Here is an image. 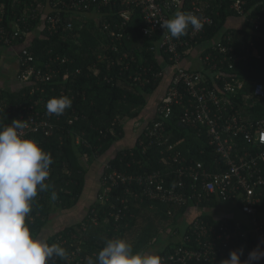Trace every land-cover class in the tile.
<instances>
[{"label": "trees", "instance_id": "obj_1", "mask_svg": "<svg viewBox=\"0 0 264 264\" xmlns=\"http://www.w3.org/2000/svg\"><path fill=\"white\" fill-rule=\"evenodd\" d=\"M193 1L202 6L208 3L209 8L205 11L214 19L213 24L207 26L201 34L199 41L230 35V41L240 53L248 54L232 71L245 80L244 87L236 97L240 103L255 101L250 109L259 114L264 113V97L254 93L256 83L264 85V0H247L245 16L238 15L230 8L233 0H184V7L189 8ZM32 3L39 6L41 12H33ZM126 11H131V18L122 26V13ZM87 13L97 17L92 19L89 27L80 28L76 17L84 15L86 18ZM259 16L263 24L255 28L250 18ZM54 17H60L55 26L50 21ZM234 22L240 26H235ZM144 24L140 9L124 0H98L89 9L83 6L76 8L72 0H0V26L3 25L8 31H12L15 26L25 32L29 31L26 45L35 54V67L42 68L51 64L58 70L51 80L39 84L44 88L43 91L37 89L34 82L20 83L13 88L0 87V99L18 106L11 112L0 111V127L4 123L11 124V120L17 119L21 110L25 111V107L35 100H41L37 105L41 111L47 110L46 104L53 97L68 96L72 100V106L62 115H51L56 125L51 135L43 131L28 135L37 139L53 158L50 175L45 181L47 188L38 191L28 219L31 231L38 237L56 211L73 209L80 202L89 174L87 165L93 164L97 158L105 159L114 144L124 138L126 123L139 121L148 96L162 83L164 85L165 79L171 76L172 80V71L167 78L166 72L162 76L157 75L164 69V59L169 60L150 49L158 36L151 37L144 33ZM252 38L254 46L247 53L246 48ZM1 48L0 58L6 47ZM183 54L187 56L189 52ZM65 57L67 60L62 62ZM207 79L221 85L216 77L209 76ZM143 121L146 125L134 145L119 149L103 164L99 194L82 220L46 239L49 244H57L66 252V259L54 258L53 264H67L70 259L73 264H87L89 259H95L107 240L116 238L132 242L134 252L149 251L155 245L161 229L177 222L189 208L210 209L219 205L220 201L216 198L198 202L191 197L186 204L160 202L142 194L143 186H139L136 180L131 182L129 191L126 185L118 184L104 192V178L112 169L129 175L160 171L167 176L168 184L177 181L173 173L177 164L170 160L169 154L164 153L160 146L144 141V130L152 119ZM167 128L173 135L172 142L179 143L185 156L203 162L213 172L228 170V165L210 144L209 138L182 126L176 111L167 122ZM241 148L256 149V145L244 142ZM259 191L262 193L259 211L264 215V186ZM196 217L211 224L219 223L224 218L234 220L232 217L205 212ZM192 222L188 220L182 227V239L166 243L165 248L158 253L162 259L183 244L182 240L189 234ZM240 244L239 249H244L241 259H245L257 247L252 237ZM221 246V241H218L215 256L203 264H220L227 258L229 248L218 252L217 248ZM163 264L168 263L163 261ZM257 264H261V260Z\"/></svg>", "mask_w": 264, "mask_h": 264}, {"label": "built area", "instance_id": "obj_2", "mask_svg": "<svg viewBox=\"0 0 264 264\" xmlns=\"http://www.w3.org/2000/svg\"><path fill=\"white\" fill-rule=\"evenodd\" d=\"M72 1L75 2L76 8L83 6L85 9L98 2V0ZM107 1L103 0V2ZM124 1L140 9L145 23L142 31L151 37L158 36L150 49L169 60L165 62L163 71L157 75L162 76L167 66L172 68V80L166 95L156 108L155 116L144 130V141L147 140L150 145L160 146L164 153L169 154L170 160L177 164L173 173L178 179L174 184H168L167 176L160 171L129 175L112 169L104 178L106 185L104 192H108L110 186L118 184L126 185L129 191L131 182L136 180L139 186H143L142 194H147L160 202L186 204L193 197L198 202L216 198L220 202L232 203L237 207L239 205L238 209L246 216L245 221L224 218L219 223L211 224L199 217L194 218L189 234L182 240L183 244L163 258L168 264H193V262L203 264L205 261H210L216 254L215 246L218 241L223 245L217 248L218 252L225 248H229L230 252L234 249L238 250L240 243L251 237L257 245H261L264 242V215L259 211L262 196L259 189L264 186V116L254 121L245 119L242 112L244 105L236 97L244 87L245 80L241 79L237 72H232L248 54L240 53L230 41V35L225 38L199 41L207 26H211L214 22L213 17L205 11L209 8L208 3L202 6L193 1L189 8H185L184 0ZM246 2L247 0H233L230 8L238 15L245 16ZM31 8L33 12H41L40 7L35 6L34 3L31 4ZM178 11L196 14L201 18L203 27L196 30L189 26L186 35L180 38L171 37L161 28L160 22L171 18ZM122 17L123 26L130 20L131 11L123 12ZM59 18L54 17L50 21L55 26L60 21ZM250 20L255 28L263 24L260 16ZM0 33L2 34L0 43L3 45L0 44V48L11 47L17 50L19 82L22 84L34 82L37 84V89L43 91L44 88L39 84L51 80L58 70L51 64L42 68L35 67L33 64L35 54L26 45L30 32H25L16 26L12 31H8L1 25ZM253 46L252 38L246 52H251ZM197 47L200 48L201 67L192 68L184 65L183 61L187 56L183 52L191 53ZM65 60L66 57L62 62ZM209 76L216 77L221 85L215 80L207 79ZM254 93L258 97H264V85L256 83ZM40 101L38 99L27 105L25 111L21 110L18 116L19 119H24L27 125L23 130L26 136L38 131L51 135L54 131L56 125L51 120L52 114L47 110L37 109ZM17 107L0 99L1 112H11ZM175 111L179 114V123L182 126L192 128L198 135H206L209 138L210 144L228 165L227 171L208 170L203 162L185 156L178 142H172L173 135L168 132L167 122ZM8 125L10 124L4 123L2 127ZM244 142L253 143L256 149L241 148ZM136 195L138 196L137 193ZM83 227L85 228L84 225ZM67 264H73L72 259ZM261 264H264V259L261 260Z\"/></svg>", "mask_w": 264, "mask_h": 264}, {"label": "clouds", "instance_id": "obj_3", "mask_svg": "<svg viewBox=\"0 0 264 264\" xmlns=\"http://www.w3.org/2000/svg\"><path fill=\"white\" fill-rule=\"evenodd\" d=\"M160 26L173 38L186 35L189 26L203 27L199 16L183 11ZM71 106L68 96L53 97L46 104L47 112L57 116ZM11 121L0 127V264H53L54 258L66 259L65 249L39 238L28 224L34 198L47 188L53 158L37 139L24 134V119ZM243 256V248L234 249L220 264H257L264 259V242ZM87 264H163V259L154 252H134L129 240L116 238L107 240Z\"/></svg>", "mask_w": 264, "mask_h": 264}, {"label": "crops", "instance_id": "obj_4", "mask_svg": "<svg viewBox=\"0 0 264 264\" xmlns=\"http://www.w3.org/2000/svg\"><path fill=\"white\" fill-rule=\"evenodd\" d=\"M231 22V21H230ZM234 25H237L238 24V22H234L233 23ZM237 26H240V24L239 25H237ZM200 48L199 47H197L193 52H191V53H189V55H187V57H186V59L183 61V63H184V65H186V66H189V67H192V68H200L201 67V65H202V62H201V59H200V50H199ZM171 67V66H170ZM12 71V72H11ZM171 71H172V68H171ZM13 72H16V75H17V72H19V62H18V58H17V50L16 49H14V48H11V47H9V48H5V49H3L2 50V54H1V58H0V78L1 79H3L4 78V82H2V84H0V87H4V88H7V84H8V82H9V79H7L8 77H10L9 75H12V73ZM171 75V73L169 74V76ZM168 76V77H169ZM171 77V76H170ZM170 77L167 79V81L164 83V85H162V88H163V90H162V92H161V94H160V100H162V98H163V96H164V94H165V92L164 91H166V88H167V84H168V82L170 81ZM13 81H15V80H13ZM21 82H19V81H17V85L16 84H14V86L13 87H16V86H18L19 84H20ZM12 87V88H13ZM164 93V94H163ZM163 95V96H162ZM159 100V101H160ZM255 101H251V102H249V103H243V107H242V112H243V114H244V116H245V119L247 120V121H250V120H252V121H254V120H257L258 118H260V117H263L264 116V113H262V114H259V112H257V111H254V109H250L251 107H253L254 105H255ZM156 107H157V105H155V107H154V109H152V110H150L149 112L150 113H147V115L149 116V117H147L148 118V120H150V119H152L154 116H155V112H156ZM138 122V121H137ZM140 123V126H139V129H137V130H135L136 129V122L135 123H132V122H127L126 123V125H125V129H126V131H125V135H124V138L121 140V141H118V142H116L115 144H114V146L111 148V152L109 153V155L105 158V159H103V158H97L95 161H94V163H93V165L95 164V163H98L99 165H100V168H102L103 167V164L104 163H106L109 159H108V157H111V156H114V154H116V152L119 150V149H122V148H127V147H131V146H133L134 145V143H135V140H136V138H137V136L141 133V130H143L144 129V127H145V125H146V123H144V121H140L139 120V122H138V124ZM128 129H130V134H129V137H128V139H131L132 140V145H127V146H122V143L125 141V139H126V137H127V135H128ZM102 172V169H101V171L99 172V178H98V182H99V184H98V186L94 189V192H93V200L92 201H90V202H88L87 204H86V208H85V210L83 211V213H82V215H80L79 217L78 216H76V217H78L77 219H74L73 221H68L69 223L66 225V226H68V225H71V224H74V223H76V222H79L80 220H82V218L86 215V213H87V209H88V207L96 200V198H97V196H98V194H99V190H100V188H101V185H102V182H101V173ZM81 203H82V201H81ZM226 205V204H228V207L229 206H235L236 208H238L235 204H232V203H227V202H219V205ZM218 205V206H219ZM79 207V203L73 208V209H70V210H63L64 212H62L61 214H60V221H63V220H67V219H69L71 216L69 215L70 213H71V211H72V216H74V210H76L77 208ZM190 209V208H189ZM187 210L183 215H181V217H179L178 218V220H177V222H172V223H170L168 226H167V228L165 227V228H163V229H161L162 231L161 232H177V234L178 235H176V236H174V237H172L169 241H167V244L170 242V241H177V240H179V239H182V235H183V226H184V224L189 220V221H191V220H193L194 219V217L196 216V215H198V214H201V213H213V214H215V215H217V216H220V217H224V216H227V217H232V218H234V219H238V220H242V221H245L246 220V216H245V214H244V216H242V217H240V215H237L236 213L233 215V216H230V215H224V213L225 212H227V211H230L228 208L226 209V208H224L223 207V209L221 210V211H217V212H213L212 210H214V209H220V208H210V209H208V208H206V210L203 208V209H201V208H195V209H190V210ZM232 211V210H231ZM241 211V210H240ZM57 212V211H56ZM242 212V211H241ZM243 213V212H242ZM62 215H64L65 216V218H63L62 217ZM186 216H188L189 218H186ZM53 217H54V215H52V217L50 218V220L49 221H51L52 219H53ZM73 218H75V217H73ZM69 220H71V219H69ZM50 224H52V223H50ZM48 225V224H47ZM66 226H64V227H62V228H59V230H61V229H63V228H65ZM58 230V231H59ZM57 232V231H56ZM56 232H54V233H56ZM54 233H50V235L49 236H51L52 234H54ZM41 234V233H40ZM170 235H171V233H170ZM40 236V235H39ZM168 235L166 234L165 235V237H167ZM48 238V237H47ZM47 238H45L44 240H46ZM174 238H176V239H174ZM165 245L166 244H162V243H160L159 245H157V246H153L151 249H149V251L148 252H154V253H156V254H158L160 251H162L164 248H165Z\"/></svg>", "mask_w": 264, "mask_h": 264}, {"label": "rangeland", "instance_id": "obj_5", "mask_svg": "<svg viewBox=\"0 0 264 264\" xmlns=\"http://www.w3.org/2000/svg\"><path fill=\"white\" fill-rule=\"evenodd\" d=\"M83 16L76 17L80 23V28L89 27V25L92 23V19H94V17H97L93 13H87L86 18H84ZM93 23H94V21H93ZM231 23L232 22H230L229 24H231ZM237 25H239V24H237ZM237 25H235V26H237ZM164 62H166L165 59H164ZM165 70H166L165 77L167 78L171 72V67L167 66ZM9 76L10 77L7 78V79H9V82L7 84V88H12L14 86V84L17 85V81H19V80L16 76V72H13L12 75H9ZM13 80H15V81H13ZM166 81L167 80L165 79L164 82H166ZM2 82H4V78L3 79L0 78V84H2ZM162 84L156 91H154L152 94H150L148 96V102H147L146 108L143 110V112L140 115L141 116V118L139 119L140 121L147 119V117H149L147 115V113H150L149 111L154 109L155 105L158 104V102L161 98L160 94L163 90ZM131 122L132 123L136 122V124H135L136 129L135 130L139 129V126H140V123L138 124L139 121L137 122L136 120H132ZM129 134H130V129H128V135H127L125 141L122 143V146L132 145V143H133L132 140L128 139ZM121 140H119V141H121ZM87 167L89 170V174H88L87 181H86V189H85V192H84L82 198L80 199L79 207L76 210H74V216H72L73 213L71 211V213L69 214L71 216L69 219H71V220L65 219L63 221H60V214L64 211L59 210V211L55 212L53 214L54 215L53 219L51 221H49L48 225H46L43 228V231L41 232L39 238L45 239V238L49 237L50 233H54V232L58 231L59 228L66 226L69 223L68 221H73L74 219H77L80 215H82L83 211L86 208V204L93 200V197H94L93 192H94V189L99 184V182H98L99 177L98 176H99V172L101 171L102 168H100V165L98 163H95L94 165L91 164L89 166L87 165ZM81 201H82V203H81ZM223 207L226 209L228 208L230 210V211L225 212L224 215L233 216L236 213L237 215H240V217L244 216V214L238 208H236L235 206H229L228 207V204H226V205L221 204V205L216 207V208H220V209H218V210L214 209L212 211L213 212L221 211L223 209ZM204 209L206 210V208H204ZM68 210H70V209H68ZM76 216H78V217H76ZM62 217L65 218L64 215H62ZM73 217H75V218H73ZM50 223H52V224H50ZM170 233H171V235H170ZM166 234L168 235L167 237H165ZM176 235H178L177 232L176 233L175 232H161L156 243H155V246L159 245L160 243L166 244L167 241H169L172 237H174ZM174 239H176V238H174Z\"/></svg>", "mask_w": 264, "mask_h": 264}]
</instances>
